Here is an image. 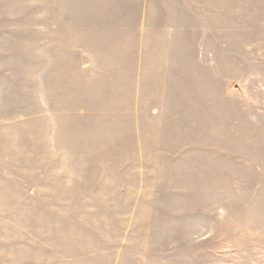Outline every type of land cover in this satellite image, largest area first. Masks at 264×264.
<instances>
[{
    "label": "rangeland",
    "instance_id": "374dc122",
    "mask_svg": "<svg viewBox=\"0 0 264 264\" xmlns=\"http://www.w3.org/2000/svg\"><path fill=\"white\" fill-rule=\"evenodd\" d=\"M0 264H264V0H0Z\"/></svg>",
    "mask_w": 264,
    "mask_h": 264
},
{
    "label": "water",
    "instance_id": "95a60500",
    "mask_svg": "<svg viewBox=\"0 0 264 264\" xmlns=\"http://www.w3.org/2000/svg\"><path fill=\"white\" fill-rule=\"evenodd\" d=\"M237 87H238V85H237Z\"/></svg>",
    "mask_w": 264,
    "mask_h": 264
}]
</instances>
